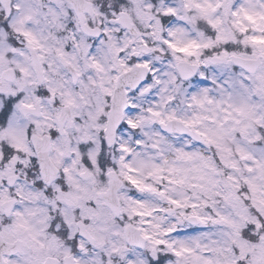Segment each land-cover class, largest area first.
Instances as JSON below:
<instances>
[{
    "label": "clouds",
    "instance_id": "clouds-1",
    "mask_svg": "<svg viewBox=\"0 0 264 264\" xmlns=\"http://www.w3.org/2000/svg\"><path fill=\"white\" fill-rule=\"evenodd\" d=\"M254 36L264 0H0V264H264Z\"/></svg>",
    "mask_w": 264,
    "mask_h": 264
},
{
    "label": "snow or ice",
    "instance_id": "snow-or-ice-1",
    "mask_svg": "<svg viewBox=\"0 0 264 264\" xmlns=\"http://www.w3.org/2000/svg\"><path fill=\"white\" fill-rule=\"evenodd\" d=\"M167 12H172L173 10L172 9H167L166 10ZM245 15L247 16V13H245ZM247 18L248 19H252V17L251 16H247ZM165 19H167V17H165ZM209 23L210 24H213L214 25V22L213 21H209ZM251 40H252V42L253 43H264V37H252L251 38ZM170 46H173V47H175L174 45H170ZM191 47H199V45H196L195 43H192L191 45H190ZM188 45H186L184 48H181V49H179L180 51H187L188 50ZM12 103H13V100L12 99H9L8 101H6L5 102V107H4V109L2 110V111H0V123H2L5 119H6V117H7V115H8V113L10 112V110H11V107H12ZM129 123H131V121L129 122ZM53 134H55V133H53ZM86 147H88V145H81V149L83 150V149H85ZM5 151L7 152L8 151V149H5ZM86 162H87V160H86ZM100 162H101V166H103V164H104V160H103V154H102V151H101V154H100ZM33 164H34V166H35V161H33ZM133 183H136V181H132ZM173 203H176L175 201H173ZM197 219H199V217H197ZM169 231H171V229H169ZM66 234V233H65ZM156 243H158V244H164V243H166L165 241H156ZM73 245H74V242H73ZM75 246V245H74ZM185 251H186V249H185ZM172 252L175 254V255H177V256H179L180 254H181V252L180 251H178L177 249H175V248H173L172 249ZM168 257H165V256H161L160 257V259H159V261H158V264H163V261L165 260V259H167ZM5 264H6V262H5Z\"/></svg>",
    "mask_w": 264,
    "mask_h": 264
}]
</instances>
